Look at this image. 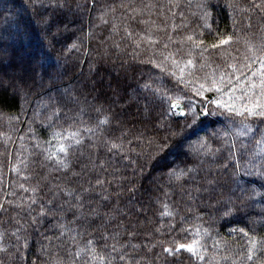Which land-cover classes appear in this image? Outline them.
I'll return each mask as SVG.
<instances>
[{"label": "trees", "instance_id": "trees-1", "mask_svg": "<svg viewBox=\"0 0 264 264\" xmlns=\"http://www.w3.org/2000/svg\"><path fill=\"white\" fill-rule=\"evenodd\" d=\"M60 2L63 8L50 7L55 0H0V79L7 81L11 79L10 72L37 66V79L29 81L30 87L22 93L23 97L0 90V187L17 192L9 199L18 202L23 198L25 203L33 194L23 192L18 185L38 188L34 196L37 205L30 214L26 208L19 216L14 209L0 214V231L10 234L18 227L21 229L19 241L6 235L0 242V247L10 249L7 253L0 252V260L4 264H53L58 250L55 245L60 243L56 239L60 235L59 224L72 219L70 211L61 209V205L64 209L68 205L60 188H78L81 183L87 186L88 180L94 184L99 175L105 184L91 194L92 206L99 205L102 212L116 217L108 230H117L115 223L122 225L118 230L122 242L139 246L135 255L140 264H208L213 257L219 261L225 255L231 259L222 264H231L232 260L243 264L248 241L243 233L264 239V196L252 195L253 189L264 193V177L259 175L264 172V159L255 153L252 138L254 135L258 140L264 132V119L249 118L254 133L239 137L229 114L215 105H207L209 111L216 110V115L200 117L203 124L198 138L205 140L212 150L220 149L215 156H186L188 145L178 149L175 139H170L160 151L155 141L167 135L160 122L167 121L175 128L177 122L183 125L184 119L179 115L166 116L167 101L154 96L144 84L181 97L183 110H187L189 103L199 110L204 98L196 96L191 85L180 83L147 63L150 52L141 51L134 58L133 39L138 38L135 34L148 30L162 45L169 35L179 39L196 34L207 47L203 52L209 65L206 71L225 62L242 67L245 42L258 45L264 38V12L252 7L260 0H211V16L206 22L194 7L196 0H192V8L187 7L188 0H180L179 11L184 13L187 27L177 32H172L171 22L175 20L179 25L181 20L179 15L172 17L163 8L168 0ZM149 18L154 23H141ZM125 28L134 36L126 37ZM229 36L232 37L229 44L211 47ZM169 47L175 49V45ZM193 56L200 58L196 51ZM205 95L212 98L215 94ZM57 103L62 109L61 116L50 121L48 117ZM80 109L84 110L81 117L84 123L78 127H91L94 131L85 132L83 145L69 156L72 172L81 173L77 178L71 172L57 170L47 155L57 147L52 133L68 129L70 122L65 113L72 116ZM105 117L111 118L110 123L99 124ZM239 119L236 118L237 123ZM122 133L124 148L119 153L109 152L105 141L115 140ZM233 139L235 147L230 155L226 141L231 144ZM90 160L104 164L106 171L99 167L92 170ZM186 161L200 169L195 181L183 186L174 180L170 183L168 173L173 168H184ZM16 167L20 175L12 171ZM246 172L256 174L245 175ZM208 174L218 181L216 192L211 196L196 193L194 189ZM3 194L0 192V197ZM100 194L109 195V200H102ZM229 197L235 207L230 216H224L223 205ZM40 203L45 204L46 215H38ZM164 204L177 213L173 218L161 215ZM198 216L202 219H196ZM182 217L184 228H207L211 232V237L204 239V262L187 252H181L176 259L163 252L161 245L169 247L173 242L186 243L193 238L190 232L181 230ZM169 224L175 228L169 230ZM161 225L164 227L157 233L155 229ZM100 235L99 231H93L96 239ZM25 241L27 247H20L17 254L12 245L22 246Z\"/></svg>", "mask_w": 264, "mask_h": 264}, {"label": "snow or ice", "instance_id": "snow-or-ice-1", "mask_svg": "<svg viewBox=\"0 0 264 264\" xmlns=\"http://www.w3.org/2000/svg\"><path fill=\"white\" fill-rule=\"evenodd\" d=\"M50 7L53 8H63L64 4L60 0H55V3H50ZM146 7H151L146 6ZM159 7V6H158ZM182 7L180 0H168V2L163 5L172 17L179 15L181 23L178 25L175 20L171 22L172 32H177L178 30L187 27L184 22V13L180 12L179 9ZM188 8H192V0H188ZM194 7L198 10L200 19L205 22L211 16V0H196ZM231 7V5H230ZM252 7L259 9L264 12V0H260L259 4H253ZM197 13H193L196 15ZM161 15H164L162 12ZM141 23L149 24L154 23L151 19L142 20ZM250 27V25H249ZM115 31V25L113 26ZM167 31V29H163ZM126 37L131 38L134 33L127 28H125ZM138 38L133 39L134 45V58L140 55L141 51L150 52V56L147 59V63L151 64L154 68L159 69L161 73H166L167 75L174 77L180 83H185L192 86V90L196 96L203 97L202 107L197 108L196 105L189 103L187 105V110H183L179 96H170L166 91L160 89H154L151 84L145 83L144 88L154 96H158L162 101L166 100L168 103V108L165 115H179L183 117L184 124L180 125L177 122L175 128L172 127L167 121H161L160 127L164 128L167 135L160 138V140L155 141L160 151H163L165 145L168 144L170 139L176 140V147L178 149H183L184 145H188V152L184 154L187 156L189 154H194L197 157L200 156H215L216 152L220 149L212 150L208 143L199 137V132L202 130L201 125L203 121L200 119L201 116L207 117L209 115H216V110L213 109L209 111L207 105H215L216 109H224L228 114L229 118L232 119L233 124L236 127V135L239 137H248L249 134L254 133V129L248 122L249 118H261L264 119V38L261 39L258 45L252 44L250 42L246 43V54L243 57V66H238L237 63L225 62L223 66L217 65L211 70L206 71L209 65L205 63V58L203 52L207 51V47L204 46L203 39H198L196 34H186L179 39H173L172 35L167 37V42L161 45L159 39H157L150 31L146 30L142 34H135ZM202 35V34H201ZM55 37H53L54 39ZM232 40L229 36L226 39H220L219 44L211 45L212 48H218L220 45H227ZM175 45V49L171 50L169 45ZM187 46V47H185ZM72 47H76L73 45ZM199 53V59L193 56V52ZM39 59V57H37ZM235 60L236 57H232ZM36 65L32 66L31 69H21V73L18 78L12 79L8 87L12 88L17 94L24 93L25 89L30 87L29 81L35 82L37 79ZM42 80L43 77H40ZM0 86H3V81H0ZM7 90V89H5ZM206 93H214L212 98H208ZM76 103V101H73ZM62 109L57 103L52 107L51 115L48 117L50 121L54 119H59L61 116ZM71 111V109H69ZM84 114V110L80 109L78 113H74L72 116H67L65 113V118L70 122L68 129H62L60 131H54L52 133L53 139L56 140V151H48L47 159L54 163L57 170H63L65 172H71L72 176L79 178L81 173L72 172L71 161L69 156L72 152L77 150L84 143L83 135L85 132L92 133L94 131L91 127H84L81 129L78 127L79 124H83L84 121L81 119ZM223 114V113H221ZM240 118L238 123L236 118ZM18 119V117H17ZM111 118L105 117L104 120L99 121V124L110 123ZM52 127V124L49 125ZM227 135V133L225 134ZM260 138L255 140L254 151L257 155H260L264 159V132H261ZM124 133L115 140H106L105 146L109 152L114 150L119 153L120 150L124 148L123 142ZM194 137L198 139L193 140ZM152 141H150L151 143ZM50 143V142H49ZM130 143V141H129ZM226 146L228 147L229 154H232V148L235 147V140L233 139L231 144L226 141ZM22 164H27L21 161ZM92 170L96 167L106 171L104 164H96L89 161ZM203 163V161H201ZM17 175H20L19 167L13 168ZM82 172L84 169L81 170ZM200 169L197 165L193 164L189 166V162H185L184 168H173L169 173V182L173 180L180 182L181 186L185 182L195 181L196 177L199 175ZM256 173L246 172L245 175H255ZM259 175L264 177V172H260ZM24 179H29L28 176H24ZM203 183L197 186L194 191L196 193L206 192L211 196L216 192L218 181L215 176L208 174L201 178ZM239 183V181H236ZM2 183V179H0ZM87 186L81 183L78 188L65 187L60 188V193L65 197V203L68 205L66 209L61 205L63 211H70L72 213V219L68 223H60L59 231L60 235L57 240H60L59 244L55 247L58 249L55 252L56 259L53 264H140V261L136 259V251L139 246L130 243H123L121 239V233L118 231L122 225L115 223V231H109V226L113 225L116 220L115 216L104 213L100 210L99 205L92 206L93 201L91 199V194L95 191L97 187L103 188L105 181L97 175L95 183L93 184L91 180H88ZM12 185L9 184L8 188ZM264 187V185H262ZM18 188L25 193L31 192L33 196H30L28 202L25 203L23 198L20 201H15L9 199V196L15 197L17 192H9L7 188L0 187V192L4 193L0 197V214H7L10 209H14L17 212V216L21 212L28 210L29 214L33 210V206L37 205V199L34 198L35 193L38 188L25 187L23 183L18 185ZM223 193H221L222 195ZM55 195V193H54ZM167 196L168 193H165ZM189 198H192V194L188 193ZM252 195H262L264 193H257L253 189ZM100 198L104 201L109 200V195L100 194ZM251 198V197H249ZM87 201V202H86ZM51 204V201H48ZM234 203L231 197L224 202L223 205V215L230 216L234 210ZM48 211H52L51 208ZM177 213L169 210V206L164 204V211L161 213L162 216H167L173 218ZM39 216L46 215L45 204L40 203L39 205ZM196 219H202V217H196ZM35 221L36 217H32ZM184 218H181V230L185 232H190L192 234V239L186 243H176L169 247L163 248V252L167 255L178 258L181 252L190 253L193 257H196L198 261L204 262L206 260L205 252L206 246L204 244V239L206 237H211V232L204 228L197 227L195 230L187 229L183 227ZM16 224H20V220H16ZM73 225H77L74 227ZM164 226L156 228L157 233L161 232V228ZM169 230L174 229L175 225L169 224L167 226ZM18 227L16 231L10 234L7 231H0V242L5 240L6 235L15 237L17 241L21 239L18 235L20 232ZM93 231H99L101 233L99 239L93 236ZM241 232L243 230L241 229ZM245 237H248L247 249L242 257L243 264H264V239H257L255 236H248V233H243ZM129 236H134V233H128ZM62 237H66V240H62ZM52 244V241L49 240ZM119 245V246H118ZM155 246V245H153ZM13 248L17 250L19 254L20 247H27V243L22 246L12 245ZM215 247V245H214ZM131 249V250H129ZM10 249L7 247H0V252H9ZM62 253V254H61ZM52 255V253H49ZM231 258L229 256H223L219 261L213 257L208 260V264H222V262H227ZM0 264H4L0 260ZM231 264H237L235 260L231 261Z\"/></svg>", "mask_w": 264, "mask_h": 264}, {"label": "rangeland", "instance_id": "rangeland-1", "mask_svg": "<svg viewBox=\"0 0 264 264\" xmlns=\"http://www.w3.org/2000/svg\"><path fill=\"white\" fill-rule=\"evenodd\" d=\"M23 69H25L24 67H22ZM55 71L57 72L58 71V68H57V66L55 67ZM20 73H21V69H19L17 72H10L9 73V77L11 78V79H8L7 81H5L4 79H0V81H3V86H0V90H4V89H7V90H5V91H7V92H9L10 94H12V95H18V96H22L23 97V94L22 93H20V94H17L16 92H14V90L12 89V88H10V87H8V84H9V82L12 80V79H16V78H18L19 77V75H20ZM11 75V76H10ZM39 84V83H38ZM81 83H79V85H80ZM92 87L94 86V85H91ZM182 106V105H181ZM182 109H183V107H182Z\"/></svg>", "mask_w": 264, "mask_h": 264}]
</instances>
